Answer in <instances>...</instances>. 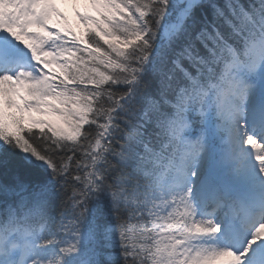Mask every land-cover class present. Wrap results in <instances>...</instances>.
Wrapping results in <instances>:
<instances>
[{
  "label": "snow or ice",
  "instance_id": "1",
  "mask_svg": "<svg viewBox=\"0 0 264 264\" xmlns=\"http://www.w3.org/2000/svg\"><path fill=\"white\" fill-rule=\"evenodd\" d=\"M83 3L0 0V264H264V0Z\"/></svg>",
  "mask_w": 264,
  "mask_h": 264
},
{
  "label": "rangeland",
  "instance_id": "2",
  "mask_svg": "<svg viewBox=\"0 0 264 264\" xmlns=\"http://www.w3.org/2000/svg\"><path fill=\"white\" fill-rule=\"evenodd\" d=\"M81 2H83V0H81ZM81 2H79L78 0V4H76V6L72 7L71 6V2L70 0H56V7L62 12L64 13V11H67L70 15V20L73 24V27L78 29L80 27H83V25L79 24L76 16H75V12L77 10L79 11H84L85 10V5L84 3L82 4ZM57 71V70H56ZM33 115H35V113H33Z\"/></svg>",
  "mask_w": 264,
  "mask_h": 264
},
{
  "label": "bare ground",
  "instance_id": "3",
  "mask_svg": "<svg viewBox=\"0 0 264 264\" xmlns=\"http://www.w3.org/2000/svg\"><path fill=\"white\" fill-rule=\"evenodd\" d=\"M71 2V6L74 7L76 6V4H78V0H75V3L73 2V0H70ZM79 2H81V0H79ZM83 4V2H81Z\"/></svg>",
  "mask_w": 264,
  "mask_h": 264
},
{
  "label": "trees",
  "instance_id": "4",
  "mask_svg": "<svg viewBox=\"0 0 264 264\" xmlns=\"http://www.w3.org/2000/svg\"><path fill=\"white\" fill-rule=\"evenodd\" d=\"M64 23V22H63ZM68 25V24H67ZM69 26V25H68Z\"/></svg>",
  "mask_w": 264,
  "mask_h": 264
}]
</instances>
